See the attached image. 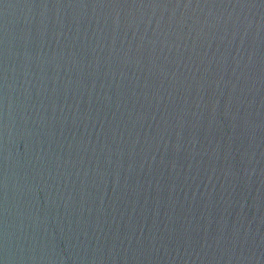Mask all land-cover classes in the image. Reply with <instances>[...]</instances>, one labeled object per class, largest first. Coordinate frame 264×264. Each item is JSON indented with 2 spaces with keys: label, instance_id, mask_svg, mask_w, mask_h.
<instances>
[{
  "label": "water",
  "instance_id": "obj_1",
  "mask_svg": "<svg viewBox=\"0 0 264 264\" xmlns=\"http://www.w3.org/2000/svg\"><path fill=\"white\" fill-rule=\"evenodd\" d=\"M0 264H264V0H0Z\"/></svg>",
  "mask_w": 264,
  "mask_h": 264
}]
</instances>
